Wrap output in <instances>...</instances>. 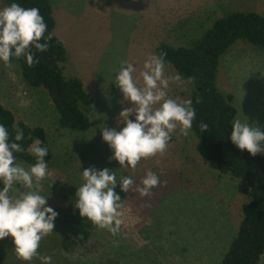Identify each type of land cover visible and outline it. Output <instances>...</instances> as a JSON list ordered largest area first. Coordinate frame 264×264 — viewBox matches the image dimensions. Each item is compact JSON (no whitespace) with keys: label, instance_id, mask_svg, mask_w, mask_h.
<instances>
[{"label":"rangeland","instance_id":"obj_1","mask_svg":"<svg viewBox=\"0 0 264 264\" xmlns=\"http://www.w3.org/2000/svg\"><path fill=\"white\" fill-rule=\"evenodd\" d=\"M52 6L54 35L69 55L64 75L82 80L94 100L88 111L91 127L63 128L47 90L29 85L16 59L0 62V103L17 121L44 128L52 151L50 175L41 182L40 194L48 196L47 205L58 215L39 254L51 256L52 264H222L243 218L246 184L211 169L196 150L192 130L185 136L178 126L163 154L141 159L132 169L111 158L101 128L119 131L124 126L118 124L120 113L131 107L112 82L121 61L135 63L142 85L143 64L160 44L190 46L231 11L264 15V0H52ZM4 7L0 0V9ZM243 41L221 57L218 87L233 96L235 119L264 131V49ZM164 65L168 98L189 100L191 84L175 79L177 71ZM91 167H107L118 180L132 176L136 185L147 171L160 177L150 197L124 193L117 185L124 207L116 235L91 225L74 206L82 171ZM0 264H28L17 258L11 236L0 240ZM30 264L42 261L33 258ZM259 264H264V254Z\"/></svg>","mask_w":264,"mask_h":264},{"label":"clouds","instance_id":"obj_2","mask_svg":"<svg viewBox=\"0 0 264 264\" xmlns=\"http://www.w3.org/2000/svg\"><path fill=\"white\" fill-rule=\"evenodd\" d=\"M47 24L37 7L26 8L13 0L0 9V62L11 63L24 57L29 66L39 61L36 52H45L52 39L45 35ZM44 42H41V41ZM164 60L152 55L145 60L140 72L143 83H138L134 62L121 61L114 85L122 93L123 101L131 103L120 113L124 126L101 128L102 139L112 150V159L121 168L135 169L141 159L163 154L177 127L187 136L195 119L191 100L178 102L168 98L169 79L165 77ZM175 79H179L177 75ZM158 105V107H157ZM134 115V119L129 117ZM205 129L207 125L203 126ZM25 139L23 129H15L14 139L4 124H0V240L11 236L18 259L28 262L37 258L42 264H52L51 256L38 252L41 240L53 232L58 213L47 205L48 196L40 194L41 182L49 175L45 157L48 148L35 140L27 149L35 163L25 167L17 162L16 153L26 149L19 143ZM230 141L240 150L253 156L264 153V131L247 121L235 119L231 125ZM83 183L75 193V208L79 215L112 235L120 232L124 207L121 196L115 191L139 193L150 197L152 189L161 183L160 177L147 171L140 185L132 176L119 180L115 172L105 167L86 168L82 171ZM54 181V180H53ZM52 181V183H53Z\"/></svg>","mask_w":264,"mask_h":264},{"label":"trees","instance_id":"obj_3","mask_svg":"<svg viewBox=\"0 0 264 264\" xmlns=\"http://www.w3.org/2000/svg\"><path fill=\"white\" fill-rule=\"evenodd\" d=\"M8 6L13 0H3ZM23 7H37L47 24L45 35L52 39L45 52H36L38 63L29 66L24 57L16 59L22 75L35 88H45L59 114V124L72 131H87L91 127L88 111L94 100L87 93L82 80L66 77L63 64L69 55L63 42L54 35L55 19L52 0H15ZM250 43L264 49V15L257 12L231 11L215 19L203 35L192 45L162 43L156 56L171 65L182 80L191 84V106L196 115L192 132L197 138L196 150L213 170L229 174L246 184L244 193L248 201L242 206L243 218L239 229L226 251L222 264H259L264 254V153L253 156L237 148L229 138L237 110L233 96L218 87L217 75L221 57L236 42ZM41 42H44L43 40ZM0 124H4L10 139L15 129H23L25 139L20 141L24 152L16 157L29 165L35 163L27 149L39 140L48 148L47 164L52 159L47 133L42 127H30L17 121L12 111L0 103ZM207 125L205 129L203 126ZM67 241L62 245L66 246Z\"/></svg>","mask_w":264,"mask_h":264}]
</instances>
